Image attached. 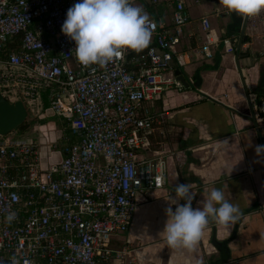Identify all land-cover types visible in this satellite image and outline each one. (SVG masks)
<instances>
[{"label":"built area","instance_id":"1","mask_svg":"<svg viewBox=\"0 0 264 264\" xmlns=\"http://www.w3.org/2000/svg\"><path fill=\"white\" fill-rule=\"evenodd\" d=\"M79 2L0 0V95L22 101L33 117L47 95L54 116L76 137L62 161L44 170L34 140L0 134V264L13 257L17 264H133L134 250L112 242L129 231L139 195L168 182L165 159L142 152L163 119L150 105L166 90L186 88L171 74L190 22L186 4L176 3L171 26L150 18L156 27L148 48L85 67L61 31ZM202 25L207 42L200 54L213 58L220 46L236 52L238 38L217 39L207 19ZM259 111L264 115V97Z\"/></svg>","mask_w":264,"mask_h":264},{"label":"crops","instance_id":"2","mask_svg":"<svg viewBox=\"0 0 264 264\" xmlns=\"http://www.w3.org/2000/svg\"><path fill=\"white\" fill-rule=\"evenodd\" d=\"M145 1L149 6L140 0L138 6L150 18L172 25V13L179 0ZM184 2L190 22L184 28L171 74L177 77L176 72L181 70L188 85L183 91L166 90L150 105L163 119L149 136L150 150L142 152L144 156H163L168 182L164 188L139 195L129 231L116 236L112 244L129 245L134 250L133 264H264V156L258 157L255 151L256 145H264V115L259 111L260 99L264 97V12L249 18L237 58L245 19L226 11L219 0ZM203 19L211 24V36L239 39L234 54H226L223 46L213 48V58L200 54L207 42ZM251 105L259 128L250 120ZM51 111L50 107L44 108L35 120L39 124L26 135L46 134L42 127L47 117L58 118L63 126L64 120ZM59 128L61 135L46 136L51 141L47 145L49 155L55 161L42 159L41 145L32 139L39 147L44 170L62 161V151L69 143L65 133L62 136L65 131ZM157 130L163 135L175 133L177 141L169 146L165 143L163 150L153 152ZM177 184L192 185L196 193L193 208L213 187L222 189L226 198L239 206L240 220L229 228L210 223L193 252L169 247L160 234L167 221L166 199L175 197Z\"/></svg>","mask_w":264,"mask_h":264},{"label":"clouds","instance_id":"3","mask_svg":"<svg viewBox=\"0 0 264 264\" xmlns=\"http://www.w3.org/2000/svg\"><path fill=\"white\" fill-rule=\"evenodd\" d=\"M219 4L242 20L264 12V0H219ZM155 27L149 14L133 0H80L69 8L61 31L75 42L76 59L81 65L103 67L128 49L140 52L148 48ZM255 151L258 157L264 156V145H256ZM161 183L163 180L158 178L157 184ZM174 191L175 197L166 199L167 221L160 234L173 249L193 252L210 223L229 228L241 218L239 206L227 199L220 188L213 187L196 208L191 184H177ZM14 217L10 212L7 220L11 222ZM82 255L87 258L86 253ZM11 264H17L15 257Z\"/></svg>","mask_w":264,"mask_h":264},{"label":"rangeland","instance_id":"4","mask_svg":"<svg viewBox=\"0 0 264 264\" xmlns=\"http://www.w3.org/2000/svg\"><path fill=\"white\" fill-rule=\"evenodd\" d=\"M135 5H139L140 2L136 1L134 3ZM167 14L164 15V18L166 17ZM170 15V14H168ZM44 100L49 101L47 95L44 96ZM52 112V111H51ZM53 114V112H52ZM54 115V114H53ZM36 119H38L37 117H33V116H28L27 120L25 121V123L29 124L30 128L28 129L27 132L31 133V129L34 127L35 124H39L37 121H35ZM44 120V119H43ZM42 121V120H40ZM37 122V123H36ZM43 122V121H42ZM64 131V127L62 126V122L60 123V120L58 118L55 117H47L46 119V123L43 125V131H46V134H38L37 132H35L33 135L29 134L26 135L27 132L23 133L20 132L19 130H16L13 132L12 136L16 139H34L36 141H39L40 145H41V156L42 159H45L47 161H55L56 159L53 158L52 155H49V149L48 146L50 144V139H47L46 136L47 135H51V137H55L61 135V130H60V126ZM171 131V130H170ZM172 132V131H171ZM26 135V136H25ZM43 135V136H41ZM64 135V132L62 134V136ZM58 139V137H57ZM177 141V136L175 135V133H168L166 135H163V133L161 132V130H157L155 133V138L153 139V145H152V150L153 152L157 151V150H163L164 149V144L168 143H174ZM57 153H54V155H57ZM155 156H161V155H155ZM163 157V156H161ZM55 159V160H53Z\"/></svg>","mask_w":264,"mask_h":264},{"label":"water","instance_id":"5","mask_svg":"<svg viewBox=\"0 0 264 264\" xmlns=\"http://www.w3.org/2000/svg\"><path fill=\"white\" fill-rule=\"evenodd\" d=\"M249 18L244 20L243 29L241 32L240 43L237 48V58H239V52L245 40L244 35L247 28ZM176 75L180 81H182L186 86L188 85L187 79L182 74V71L178 70ZM251 119L257 128H259L257 118H256V110L254 106L251 105ZM28 118L27 110L22 101H18L16 103L9 102L5 97L0 95V134L8 135L14 131H16L20 126L25 123Z\"/></svg>","mask_w":264,"mask_h":264},{"label":"trees","instance_id":"6","mask_svg":"<svg viewBox=\"0 0 264 264\" xmlns=\"http://www.w3.org/2000/svg\"><path fill=\"white\" fill-rule=\"evenodd\" d=\"M140 1L143 2L144 6H149L148 3H146L145 0H140ZM48 107H50L49 101L45 100V108H48ZM64 122L65 123H63L64 124L63 126H64V129H65L64 130L65 131L64 133L66 135L65 137L69 138V143H70V141L74 142L76 140V137L73 134L72 128H71L70 124L67 121H64ZM29 128H30L29 124L24 123L22 125V127L20 126L17 130H19L20 132L25 133V132L28 131Z\"/></svg>","mask_w":264,"mask_h":264}]
</instances>
